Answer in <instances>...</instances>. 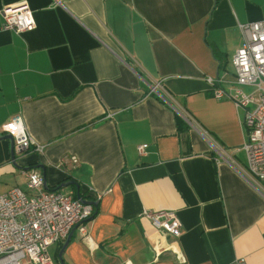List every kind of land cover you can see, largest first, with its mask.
Returning a JSON list of instances; mask_svg holds the SVG:
<instances>
[{
	"label": "crops",
	"instance_id": "1",
	"mask_svg": "<svg viewBox=\"0 0 264 264\" xmlns=\"http://www.w3.org/2000/svg\"><path fill=\"white\" fill-rule=\"evenodd\" d=\"M23 5L36 27L3 30V9ZM258 21L264 0H0V196L36 193V171L45 191L74 181L60 191L97 203L95 249L75 229L65 264H264L244 111L207 81L229 87L238 25ZM16 117L35 146L13 159L2 127ZM144 211L176 212L181 237Z\"/></svg>",
	"mask_w": 264,
	"mask_h": 264
},
{
	"label": "built area",
	"instance_id": "2",
	"mask_svg": "<svg viewBox=\"0 0 264 264\" xmlns=\"http://www.w3.org/2000/svg\"><path fill=\"white\" fill-rule=\"evenodd\" d=\"M3 30L22 34L36 27L32 10L26 6L3 9ZM243 44L233 59V81L207 79L217 99L228 98L244 111L247 133L245 152L246 179L264 196V21L239 24ZM245 88H251L246 92ZM5 135L12 137L20 152L35 146L21 117H16L2 127ZM147 145L138 147L141 155ZM42 152L43 147L37 146ZM29 187L36 193L30 195L13 188L0 196V264H53L48 249L65 241L77 230L88 249L95 243L87 231L94 207L82 199L61 191H45L44 178L36 171L27 174ZM144 219L169 236L181 237V222L176 212L144 211ZM237 264H245L238 261Z\"/></svg>",
	"mask_w": 264,
	"mask_h": 264
},
{
	"label": "water",
	"instance_id": "3",
	"mask_svg": "<svg viewBox=\"0 0 264 264\" xmlns=\"http://www.w3.org/2000/svg\"><path fill=\"white\" fill-rule=\"evenodd\" d=\"M3 139H7V140H9L11 142L12 157L14 159L15 158V144H14V141H13L12 137L6 136V137H3ZM44 185H46V184H44ZM69 186H76V183L74 181L66 182V183L60 185L59 188L60 189H64V188H67ZM77 188H78V198H79L80 197L79 187L77 186ZM83 203L87 204V205L97 206V203H95V202L83 201ZM72 236H73V233H71L69 235V237L67 238V240H66V242H65V244H64V246H63V248L61 250V253L59 255V260H60L61 264H65L64 261H63L62 255H63V252L66 249V247L69 245V243H70V241L72 239Z\"/></svg>",
	"mask_w": 264,
	"mask_h": 264
},
{
	"label": "trees",
	"instance_id": "4",
	"mask_svg": "<svg viewBox=\"0 0 264 264\" xmlns=\"http://www.w3.org/2000/svg\"><path fill=\"white\" fill-rule=\"evenodd\" d=\"M176 125H177V128H178V131H182L184 129H186V124L184 123V121L180 118V117H176ZM61 189L59 187H56V188H53V189H48L47 191H60ZM75 198H78V196H74ZM79 199H82L83 201H87L86 198L84 197H79ZM93 216H95V212L93 213ZM92 216V217H93Z\"/></svg>",
	"mask_w": 264,
	"mask_h": 264
},
{
	"label": "rangeland",
	"instance_id": "5",
	"mask_svg": "<svg viewBox=\"0 0 264 264\" xmlns=\"http://www.w3.org/2000/svg\"><path fill=\"white\" fill-rule=\"evenodd\" d=\"M230 70H231V67H230ZM245 91L246 92H250L251 91V88H245Z\"/></svg>",
	"mask_w": 264,
	"mask_h": 264
}]
</instances>
